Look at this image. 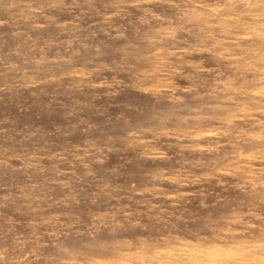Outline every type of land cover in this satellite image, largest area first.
<instances>
[{"label":"rangeland","instance_id":"obj_1","mask_svg":"<svg viewBox=\"0 0 264 264\" xmlns=\"http://www.w3.org/2000/svg\"><path fill=\"white\" fill-rule=\"evenodd\" d=\"M0 264H264V0H0Z\"/></svg>","mask_w":264,"mask_h":264}]
</instances>
